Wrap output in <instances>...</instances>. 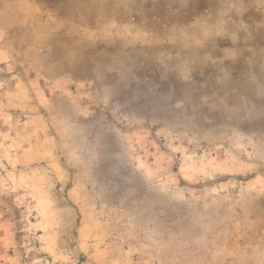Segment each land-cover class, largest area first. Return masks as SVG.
Instances as JSON below:
<instances>
[{
    "label": "rangeland",
    "instance_id": "obj_1",
    "mask_svg": "<svg viewBox=\"0 0 264 264\" xmlns=\"http://www.w3.org/2000/svg\"><path fill=\"white\" fill-rule=\"evenodd\" d=\"M0 264H264V0H0Z\"/></svg>",
    "mask_w": 264,
    "mask_h": 264
}]
</instances>
